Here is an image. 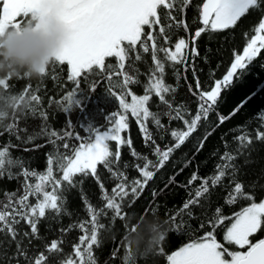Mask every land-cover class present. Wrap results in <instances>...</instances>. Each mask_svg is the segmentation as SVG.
<instances>
[{"label": "trees", "instance_id": "obj_1", "mask_svg": "<svg viewBox=\"0 0 264 264\" xmlns=\"http://www.w3.org/2000/svg\"><path fill=\"white\" fill-rule=\"evenodd\" d=\"M203 3L204 0H189V4L181 10L182 4L180 0H177L176 7L171 10V15L175 17V20L166 15L169 10L161 8L159 10L161 24L154 25L152 28L144 26L145 32L151 31L156 35L158 47L163 46L173 51L175 43L179 39L184 38L189 42V48L184 50L188 54L187 70H185L184 64H177L175 68L166 67L165 81L175 89L174 93H170L166 97L173 102V109H169L167 105L160 102L154 93L151 94L149 109L159 115L164 127L159 128L151 117L147 121L141 117V121L147 126V130L152 133L153 139L162 149L176 143L171 136V131L186 130L183 120L171 118L176 115L174 109L183 111V108H188L190 111L185 113L186 119H191L197 109L198 96H193L189 91V85L195 90L193 63L202 89L210 90L214 81L222 79L226 74L234 59V53L240 54L247 39L255 34L253 28L260 18L259 12H253L242 18L233 29L206 31L202 34V38L196 41L200 56L193 58L190 54L191 38L194 37L195 31L199 27H203L199 19ZM178 21L184 23L177 27ZM184 25H187V31ZM161 27H164L165 32L171 37L167 43H165L164 36L160 34ZM141 40L146 41L149 52H144L138 42L136 50L130 51V58L123 62V70L119 67L115 57H106L103 69L94 67L87 79L81 80V95L78 97L80 106L74 107L71 113L64 111L68 106V101L65 98L75 85L67 80L66 64L61 66L55 63L53 66V63H50L46 66V73L39 77L25 76L23 71L12 76H9V72H0V78H7L6 82L14 85L8 89L0 86V112L5 114L3 118H0V133H3L0 135V145H14L15 147L10 148L11 156L23 165V167H11L12 178H9L7 171L4 177L0 178V208L7 203V194L16 193V198L23 195L26 179L22 175L24 170L45 173L49 155L58 157L60 153L65 152L72 155L71 149L78 147L80 143L74 138L75 135L87 136V133L79 125L91 123L101 127V130L108 127L105 115L111 114L113 111L117 113L121 111L119 101L112 95L113 92L118 95L123 94L127 103L131 99V95H127V93L137 96L145 94V88L150 83L149 69L155 66L151 60L153 41L147 40L146 35H143ZM126 45L127 42H125ZM137 54L142 57L139 61L135 59ZM157 55L164 58L162 52H158ZM171 63V61L166 62L167 65ZM125 74L138 80L139 83L125 85ZM262 89H264V50L242 71L239 79L222 91L217 105L220 114L228 116L242 102L244 103L231 119L215 128L213 134L204 141L203 148L197 152L199 142L217 121L216 114L211 117L212 124L201 122L198 130L172 153L169 161L163 168L156 171L153 180L148 182L139 199L131 207H128V200L125 201L124 211L127 212L125 219H116L113 222L111 212L107 217L101 218V222L107 227L102 230L100 246H94L93 249L98 264H122V258L129 243L131 250L139 254V264H167V254L178 250L179 247L191 242L192 239L203 236L206 231L213 230L208 220L216 216V207L221 208V215L231 216L240 211L242 207L247 206L250 202L243 199L238 200L235 204L227 203L229 193L234 188L230 177L222 178L218 185L211 184L210 177L218 174L216 165L224 163L220 157L225 151L237 155L235 161L238 165L237 180L245 185L244 190L254 195L255 202L264 199V141L256 139L258 132H264V90ZM20 95L24 96L23 101H19ZM32 95H37L40 98L39 102L31 101ZM165 113H170L171 116ZM125 116L128 128L121 132V138L125 143L120 146V160L115 161V158H112L114 161L112 169L126 173L129 180L142 179L136 165H143L146 162L143 159L145 156L153 162L157 161L158 158L153 151L155 145L151 141H145L140 123L131 112H126ZM68 120L73 122L74 128L68 127L66 122ZM13 122L17 124L19 132L9 133L6 130L7 125ZM53 131L57 133V136L51 135ZM66 131L72 132L73 136H66ZM244 134L252 138V144L238 153L237 150L241 149V145L234 137ZM128 140H131V146L126 143ZM225 141H227V145H225ZM65 142L69 143L70 149L63 148ZM108 143L110 150L115 152L116 142L109 141ZM245 143L247 142L245 141ZM133 151L140 155L133 156ZM125 164L128 165L127 168H125ZM58 167L59 165L54 167V176L56 177L62 175L57 171ZM181 169L183 170L181 171ZM97 172L107 194L112 195V187L120 180L113 177L104 165L98 164ZM193 173H196L198 179L189 185L188 181ZM172 176H175V180L169 183ZM75 179L83 180V183L68 189L65 193L64 212L55 215L50 210H46L47 218L42 219L38 225L41 238L33 240V247L29 249L31 254L35 255L39 251H45V245L55 239L65 241L62 244L64 250L62 256L66 258L67 255H72V245L79 243V236L84 234L80 230L79 224L90 221L88 205L85 203L84 197H87L88 202L97 209L105 203L104 193L95 177L91 174L88 177L77 175ZM204 179L208 180L209 193L201 198L203 207L191 206L194 218L189 219L186 214L187 210H183L182 206L188 199L194 197L195 190ZM27 181L32 185L37 182L36 178L32 176L27 177ZM165 184H168L167 188H165ZM161 189H163L162 192ZM48 190L51 188L49 187ZM154 190L158 193L155 197L152 195ZM29 201L35 204V196H30ZM149 207L152 208V211L146 212L145 209ZM181 213L183 214L182 218L191 224L192 228L177 232L172 230L173 225L168 221L171 216ZM201 223L205 224L204 228L200 227ZM229 224L230 221L225 220L223 225L217 226L214 234L217 236V241L236 250L233 244H229L223 239ZM70 225H76V227L69 229ZM88 226L90 227V224ZM157 226L158 231H154ZM18 227L22 231H30L26 224L21 223ZM132 227L136 228L134 232L129 231ZM61 229L69 230L61 232ZM160 233L166 235V242L154 243V238H157ZM261 238H264V231L258 232L250 239L256 242ZM161 247L165 249L163 256L157 254ZM14 248V245H5L0 249V264H14L12 256ZM114 250H118V256L115 259L112 257ZM146 251L147 255L145 256Z\"/></svg>", "mask_w": 264, "mask_h": 264}, {"label": "snow or ice", "instance_id": "obj_2", "mask_svg": "<svg viewBox=\"0 0 264 264\" xmlns=\"http://www.w3.org/2000/svg\"><path fill=\"white\" fill-rule=\"evenodd\" d=\"M180 3L182 4L181 10H183V7L189 4V0H180ZM176 4L177 0H0V33L7 29H19L24 24H30L41 18L49 7H55L57 17L65 27L66 39L49 64L53 63V66L55 63L61 66L66 64L67 80L75 85L65 98L68 101V106L64 109L66 113H71L74 107L80 106L78 97L81 95V80L87 79L94 67L103 69L106 57H115L119 67L123 70V62L130 58L129 52L136 50L138 42L144 52H149L146 41L141 40L143 35H146L147 40L153 41L151 60L155 66L149 69L150 83L145 88L144 95L137 96L127 93V95H131V103L126 102L123 94L118 95L113 92L112 95L119 101L121 109L125 112L130 110L132 115L137 118L145 141H151L155 145L153 151L158 158L157 161L153 162L148 157H143L146 162L143 165H136L142 179L129 180L126 173L112 169L114 162L112 158L119 161L121 157L120 146L125 143L121 138V131L128 128L127 117L115 111L106 114L105 119L111 125L109 130L102 131L101 127L91 123L79 125L87 133V136L75 135L74 138L80 143L78 147L71 149L72 155H68L66 152L60 153L58 157L49 155L45 173L24 170L22 175L26 179L23 195L16 198V193L7 194V203L0 208V249L5 245L15 246L14 253H12L14 264H98L93 249L94 246H100L102 230L107 227L101 222V218L107 217L111 212L113 222L116 219H125L127 217V212L124 211L125 201L128 200V207H131L139 199L148 182L153 180L156 171L165 166L172 153L198 130L201 122L212 124V115L216 114L217 116L214 126L199 142L197 152L203 148L204 141L213 134L215 128L231 119L239 107L243 106L244 102L228 116L220 114L217 108L222 91L239 79L242 71L264 50V0H204L199 15L203 27H199L195 31L194 37L191 38L190 54L193 58L200 56L196 41L202 38L203 33L208 30L216 32L233 29L242 18L253 12H259L260 18L253 28L255 34L247 39L242 55L234 53V59L226 74L222 79H216L214 85L210 86V90L202 89L193 63L192 71L196 83L195 90L189 85V91L193 96H198L197 109L191 119L185 118V113L190 111L188 108H183V111L174 109L176 115L171 118L183 120L186 126V130L171 131V136L176 141L174 145L165 146L162 149L153 139L152 133L147 130V126L141 121V117L144 121L151 117L159 128L164 127L159 115L149 109L151 94L154 93L160 102L167 105L169 109H173V102L166 97L168 94L174 93L175 89L165 81L166 67L175 68L177 64H184L185 70L188 68V54L184 52L189 48V42L186 39H179L175 43V51H170L166 47H158L156 35L151 31L145 32L144 29V26L152 28L154 25L161 24L159 12L161 8L169 10L166 15L175 20V17L171 15V10L176 7ZM183 23V21H178L177 27ZM184 27L187 31V25ZM160 34L164 36L165 43L170 41L171 37L165 32L164 27L160 28ZM125 42H127L126 46ZM158 52L164 53L163 59L157 55ZM135 59L139 61L142 57L137 54ZM167 61L172 63L167 65ZM45 73L46 68L42 70V75ZM12 75L9 72V76ZM6 80L7 78H0V86H3L4 89L14 86L7 83ZM129 83H139V81L125 74L124 84ZM30 99L39 102L40 98L37 95H32ZM23 100L24 96L20 95L19 101ZM33 110L35 111V109ZM165 114L171 116L170 113ZM4 115L0 112V118H3ZM66 122L69 128L75 127L71 120ZM6 130L9 133L19 132L15 122L8 124ZM51 135L55 137L57 133L53 131ZM65 135L72 137L73 133L66 131ZM17 138L19 139V136ZM234 139L238 140L241 145V149L237 150L238 153L252 144V138L247 134L234 137ZM256 139L264 141V132H258ZM109 141L116 142L115 152L110 150ZM52 142L55 143V141ZM126 143L131 146V140ZM225 145H227V141H225ZM11 147L15 146L0 145V178L4 177L6 171L9 178H12L11 167H23L16 158L11 156ZM63 148L70 149L69 143L65 142ZM132 155L139 156L140 154L133 151ZM220 159L224 163L216 165L218 174L210 177L211 184L218 185L222 178L230 177L234 188L229 193L227 203L235 204L240 199L250 203L231 216L221 215V208L216 207V216L208 220L213 230L206 231L203 236L192 239L191 242L179 247L178 250L167 254V264H264V238L258 239L256 242L250 239L258 232L264 231V199L255 202L254 195L246 192L245 185L237 180L238 165L235 163L237 155L225 151ZM98 164L104 165L113 177L120 180L112 187V195L107 194L104 184L100 182L97 172ZM57 165H59L57 171L62 173L59 177L54 176V167ZM127 167L128 165L125 164V168ZM90 174L96 178L104 193L105 203L97 209L88 202L87 197H84L85 203L88 205L90 221L79 224V228L84 234L79 236V243L72 245V255H67L66 258L62 256L61 254L64 252L62 244L65 241L55 239L45 245V251H39L35 255L31 254L29 249L33 247V240L41 238L38 225L42 219L47 218L46 210H50L55 215L62 214L66 203L65 193L68 189L83 183V180H77L75 177L77 175L88 177ZM29 176L36 178L37 182L34 185L28 183L27 177ZM197 179L198 176L193 173L188 184L191 185ZM174 180L175 176L170 177L169 183ZM49 187L51 190H48ZM167 187L168 184H165V188ZM160 191L162 192L163 189ZM207 193H209L208 180L204 179L195 190L194 197L188 199L182 206L183 210H187L186 214L189 219L194 218L191 206L203 207L201 198ZM152 195L155 197L158 193L154 190ZM30 196H35V204L29 201ZM145 211L150 212L152 208L149 207ZM182 217L181 213L169 218L168 222L173 225L172 230L179 232L192 228V225ZM225 220H229L230 224L226 228L223 239L241 250H229L217 241L214 231L218 225H223ZM21 223L26 224L30 231H22L18 227ZM72 227H76V225H70L69 229ZM200 227L204 228L205 224L201 223ZM69 229H61V232H66ZM135 230V227L129 229L131 232ZM154 231H158V226L154 228ZM166 239V235L160 233L157 238H154V243L166 242ZM157 254L165 255V249L161 247ZM144 255H147V251ZM117 256L118 250H114L112 257L115 259ZM122 264H139V254L131 250L130 243L122 258Z\"/></svg>", "mask_w": 264, "mask_h": 264}, {"label": "clouds", "instance_id": "obj_3", "mask_svg": "<svg viewBox=\"0 0 264 264\" xmlns=\"http://www.w3.org/2000/svg\"><path fill=\"white\" fill-rule=\"evenodd\" d=\"M65 39V27L49 7L38 20L0 33V72L41 76Z\"/></svg>", "mask_w": 264, "mask_h": 264}, {"label": "rangeland", "instance_id": "obj_4", "mask_svg": "<svg viewBox=\"0 0 264 264\" xmlns=\"http://www.w3.org/2000/svg\"><path fill=\"white\" fill-rule=\"evenodd\" d=\"M202 6H203V5H202ZM201 10H202V9H201ZM173 51H175V48H174V50H173ZM240 54L242 55V54H243V51H242ZM128 103H131V99H130V101H129ZM127 112H131V111H130V110H128ZM121 113L125 115V113H126V112H125L123 109H121V111H120V112H118V114H121ZM110 127H111V125L109 124V125H108V127H107V128H105V129H103V130H109V129H110ZM103 130H102V131H103ZM121 132H122V131H121ZM218 242H219V241H218ZM219 243H221V242H219ZM221 244H222V243H221ZM222 245H223V244H222ZM223 246H224V245H223ZM224 247H227V248H229V250H234L233 248H231V247H229V246H224ZM234 247H235V249H236V250H239V249H238V247H236V245H234ZM229 259H230V258H229Z\"/></svg>", "mask_w": 264, "mask_h": 264}, {"label": "flooded vegetation", "instance_id": "obj_5", "mask_svg": "<svg viewBox=\"0 0 264 264\" xmlns=\"http://www.w3.org/2000/svg\"><path fill=\"white\" fill-rule=\"evenodd\" d=\"M237 247V246H236ZM241 250V249H240Z\"/></svg>", "mask_w": 264, "mask_h": 264}]
</instances>
